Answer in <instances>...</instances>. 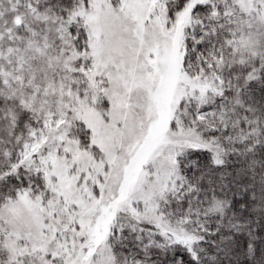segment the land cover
<instances>
[{"label": "snow or ice", "instance_id": "obj_1", "mask_svg": "<svg viewBox=\"0 0 264 264\" xmlns=\"http://www.w3.org/2000/svg\"><path fill=\"white\" fill-rule=\"evenodd\" d=\"M0 264H264V0H0Z\"/></svg>", "mask_w": 264, "mask_h": 264}]
</instances>
